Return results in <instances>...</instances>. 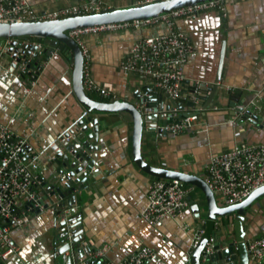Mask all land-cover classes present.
Instances as JSON below:
<instances>
[{"label": "crops", "instance_id": "crops-1", "mask_svg": "<svg viewBox=\"0 0 264 264\" xmlns=\"http://www.w3.org/2000/svg\"><path fill=\"white\" fill-rule=\"evenodd\" d=\"M36 11L55 10L82 0H28ZM107 9L127 8L145 0H101ZM176 27L185 32L193 45L187 61L182 90L197 84L207 89L195 106L184 103L183 112H195L190 129L179 134L159 133L144 128L141 154L150 164L203 177L211 155L229 150L234 143L264 144V0H227V13L210 10L195 18L180 19ZM163 25L141 30L102 32L83 40L91 53L90 75L96 84L110 92L104 97L87 93L96 100L136 102L146 88L155 89L149 79L126 72L120 67L132 43L153 34ZM6 39L0 38V51ZM2 52V51H1ZM0 52V122L27 138L36 156V173L47 176L56 171L51 163L54 144L73 143V133L82 120L88 126L84 108L72 90V63L69 54L53 51L31 83L11 70L12 59ZM223 52L221 76L217 81ZM218 87L213 103L203 110L212 86ZM235 90L237 92L235 93ZM188 96V95H187ZM233 97L257 115V123L239 117L230 122ZM190 100V99H187ZM216 107V109L214 108ZM157 119L171 122L179 111ZM173 112V113H172ZM98 120V168L88 173L76 190L62 199L61 212L49 205L42 212L27 211L29 220L12 228L18 252L0 264H65L61 253L64 237L80 233L91 251L105 247L109 260L118 261L142 246L155 252L151 264H201L192 247L200 233L197 213L192 204L200 201L195 187L184 185L193 202L176 217H163L150 223L142 216L149 189L157 178L140 170L131 155V117L124 112H94ZM147 124V122H145ZM91 130H88L90 132ZM69 133L67 140L65 134ZM96 140V138H95ZM184 184V183H183ZM68 191V188H62ZM40 196L43 195L39 189ZM74 196V202L70 201ZM218 204L226 206L216 197ZM189 201V200H188ZM69 202V203H68ZM244 230L248 241L264 236V195L245 211ZM229 236L234 239L232 217ZM202 231V230H201ZM202 236V235H201ZM74 253V252H73ZM67 254V252L65 253ZM76 257V254H72ZM88 258L83 256V260ZM90 260H94L89 256ZM99 260H94L95 264ZM249 264H259L249 261Z\"/></svg>", "mask_w": 264, "mask_h": 264}, {"label": "built area", "instance_id": "built-area-1", "mask_svg": "<svg viewBox=\"0 0 264 264\" xmlns=\"http://www.w3.org/2000/svg\"><path fill=\"white\" fill-rule=\"evenodd\" d=\"M162 0H145L144 3ZM101 0H82L80 3L63 6L55 10L36 11L28 0H0V22L22 23L55 20L70 16L106 10ZM210 10L227 13V0H209L173 9L169 12L124 22L104 23L78 27L68 31L81 48L84 58L83 84L89 91H96L104 97L110 92L99 87L90 75L91 53L83 40L86 35L102 32H123L141 30L163 25V29L150 35L139 36L131 45L120 67L126 71L149 79L154 88L165 91L172 98H178L182 91L187 61L193 51L189 36L176 27L180 19L195 18ZM11 39H6L1 53L7 51ZM14 60L10 61V66ZM17 77H25L31 83L36 79L39 67L26 69V63L16 64ZM216 109V107H214ZM239 110L230 122H235L245 106L236 105ZM175 112V110L173 111ZM172 112V113H173ZM164 116H170L164 112ZM197 114L172 119L164 128L167 133L179 134L190 129ZM69 139V136L66 137ZM36 156L32 153L27 138L19 136L8 125L0 122V259L15 255L19 248L12 236V228L29 220L27 211L42 212L39 202L40 175L36 173ZM203 179L216 197L225 205L242 201L253 190L264 185V144H250L238 141L227 151L210 156ZM188 189L178 180L156 179L153 181L142 216L150 223L163 217H176L189 208ZM194 237L192 247H196L202 235ZM211 251L208 243L203 254ZM250 260L264 264V236L252 239L248 246ZM101 264H151L155 252L149 246H142L129 256L118 261L109 260L105 247L89 252Z\"/></svg>", "mask_w": 264, "mask_h": 264}, {"label": "water", "instance_id": "water-1", "mask_svg": "<svg viewBox=\"0 0 264 264\" xmlns=\"http://www.w3.org/2000/svg\"><path fill=\"white\" fill-rule=\"evenodd\" d=\"M209 0H162L149 3H141L127 8H111L100 12L70 16L55 20L22 23H1L0 38H10L5 55L15 62L12 63L14 70L16 64L26 63V69L39 67L50 57L53 51L69 54L72 63L71 82L72 90L77 101L84 108L86 120L91 122L88 126L80 120L73 133V143L54 144L51 149V163L56 171L50 172L47 176H39L41 180L40 189L43 195L39 202L43 208L49 205L56 206V213L61 212V203L56 199H62L66 194L76 190L84 181L88 173L98 168L97 162V137L98 120L93 117L94 112L117 113L124 112L131 117V155L134 164L146 174L157 179L178 180L184 184L191 185L198 190L200 201H203L204 209L199 203L192 204V210L197 213L200 220L199 230L202 236L195 247L198 252L201 264H249L250 256L248 251L249 241L244 230L245 211L264 195V185L253 190L242 201L222 206L218 204L216 195L210 189L203 177L183 172L180 170L162 168L148 163L141 154L142 134L144 128L150 131L166 133L165 126L168 124L163 120L162 126L156 127L157 119L163 118L167 111H179V118L191 116L195 112H183V104L190 107L195 106L194 99L201 98L207 89L201 85L191 84L183 89L178 98H172L165 91L146 88L145 93L137 96L136 102H125L118 99L96 100L89 96L84 89L83 68L84 58L78 43L68 35V31L78 27H86L104 23L124 22L134 19H145L154 17L173 9ZM223 52L220 58V68L217 81L221 76ZM184 83H187L184 81ZM188 84V83H187ZM184 86V85H183ZM237 90H235V93ZM209 97L203 104L202 109L206 110L213 103L218 87L212 86ZM188 95V96H187ZM190 99V100H187ZM238 99L233 97L232 115L238 113L236 105ZM241 123L245 120L257 123V115L250 108H245L239 115ZM147 122V124H145ZM88 130H91L88 132ZM69 133L65 134V137ZM96 138V140H95ZM76 183V187L72 184ZM68 188L64 191L62 188ZM75 197L71 196L70 201L74 202ZM189 202H193L191 196H187ZM69 203V202H68ZM35 212H39L35 210ZM228 217H232L234 239L229 236L230 231ZM81 233V232H80ZM80 233H73L72 237H64L61 253L64 255L65 264H95L89 259L91 248L85 246L81 240ZM211 243V251L203 254L207 244ZM67 252V254H65ZM76 254V257L72 254ZM83 256L88 258L82 259ZM101 260L98 261L101 264Z\"/></svg>", "mask_w": 264, "mask_h": 264}, {"label": "bare ground", "instance_id": "bare-ground-1", "mask_svg": "<svg viewBox=\"0 0 264 264\" xmlns=\"http://www.w3.org/2000/svg\"><path fill=\"white\" fill-rule=\"evenodd\" d=\"M5 39H10V38H5ZM85 89V88H84ZM156 89V88H155ZM86 90V89H85ZM87 91V90H86ZM159 91V90H158ZM168 112V111H167ZM195 114V113H194ZM169 123V122H168Z\"/></svg>", "mask_w": 264, "mask_h": 264}, {"label": "trees", "instance_id": "trees-1", "mask_svg": "<svg viewBox=\"0 0 264 264\" xmlns=\"http://www.w3.org/2000/svg\"><path fill=\"white\" fill-rule=\"evenodd\" d=\"M184 185H186V186H189L188 184H184ZM196 189V188H195ZM197 190V189H196Z\"/></svg>", "mask_w": 264, "mask_h": 264}]
</instances>
